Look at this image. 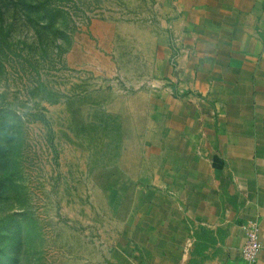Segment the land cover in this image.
Here are the masks:
<instances>
[{"label":"crops","instance_id":"crops-1","mask_svg":"<svg viewBox=\"0 0 264 264\" xmlns=\"http://www.w3.org/2000/svg\"><path fill=\"white\" fill-rule=\"evenodd\" d=\"M150 15L93 19L74 37V67L129 90L107 108L135 188L78 262L247 264L256 223L264 264V0H158Z\"/></svg>","mask_w":264,"mask_h":264},{"label":"rangeland","instance_id":"rangeland-1","mask_svg":"<svg viewBox=\"0 0 264 264\" xmlns=\"http://www.w3.org/2000/svg\"><path fill=\"white\" fill-rule=\"evenodd\" d=\"M157 1L0 0V264H79L132 203L107 108L129 90L74 67L73 44L93 19L148 22Z\"/></svg>","mask_w":264,"mask_h":264},{"label":"built area","instance_id":"built-area-1","mask_svg":"<svg viewBox=\"0 0 264 264\" xmlns=\"http://www.w3.org/2000/svg\"><path fill=\"white\" fill-rule=\"evenodd\" d=\"M245 231V242L242 246L243 259L247 264H256L263 248L259 226L256 223H252L245 227ZM191 245L192 243L189 241L186 253L189 252Z\"/></svg>","mask_w":264,"mask_h":264},{"label":"trees","instance_id":"trees-1","mask_svg":"<svg viewBox=\"0 0 264 264\" xmlns=\"http://www.w3.org/2000/svg\"><path fill=\"white\" fill-rule=\"evenodd\" d=\"M6 181H4V183H5Z\"/></svg>","mask_w":264,"mask_h":264}]
</instances>
